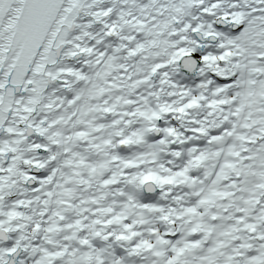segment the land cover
I'll use <instances>...</instances> for the list:
<instances>
[{
  "label": "snow or ice",
  "instance_id": "6c2138e0",
  "mask_svg": "<svg viewBox=\"0 0 264 264\" xmlns=\"http://www.w3.org/2000/svg\"><path fill=\"white\" fill-rule=\"evenodd\" d=\"M0 264H264V0H0Z\"/></svg>",
  "mask_w": 264,
  "mask_h": 264
}]
</instances>
